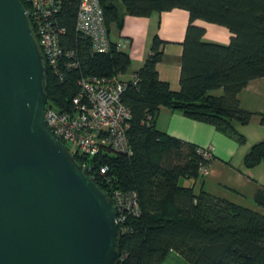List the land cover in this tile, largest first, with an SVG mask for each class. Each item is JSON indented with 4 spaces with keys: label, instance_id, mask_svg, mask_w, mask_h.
<instances>
[{
    "label": "trees",
    "instance_id": "1",
    "mask_svg": "<svg viewBox=\"0 0 264 264\" xmlns=\"http://www.w3.org/2000/svg\"><path fill=\"white\" fill-rule=\"evenodd\" d=\"M19 1L28 12L27 1ZM99 4L107 32L111 24L120 29L125 15L149 16L172 8L188 13L179 57V89L171 90L157 77L155 64L161 60L164 42L156 35L133 74L135 84L125 81L120 100L130 112L126 137L131 153L104 149L88 157L65 146L74 162L88 165L93 175L95 168L106 165L111 188L136 194L138 214L127 213L121 223L116 264H161L169 250L189 264H264V214L202 188L195 191L179 184V178L201 177L199 167L207 161L197 153L198 146L153 125L159 107L164 106L210 124L238 143L244 141L235 125L247 124L255 113L240 107L237 93L248 81L264 76V0H99ZM77 5L78 0H60L55 16L64 28L60 45L75 49L79 58V68L65 73L62 81L45 67V104L56 109L68 106L80 75H118L129 66L127 53L116 42L110 41L105 53H90L88 40L74 30ZM196 19L224 26L229 41H204L203 28L192 24ZM28 24L36 42L29 19ZM216 89L222 91L218 96L210 93ZM256 114L264 126V113ZM259 163L264 166V139L253 143L243 156L245 167ZM93 178L110 198L108 185ZM254 201L264 208V186Z\"/></svg>",
    "mask_w": 264,
    "mask_h": 264
},
{
    "label": "water",
    "instance_id": "2",
    "mask_svg": "<svg viewBox=\"0 0 264 264\" xmlns=\"http://www.w3.org/2000/svg\"><path fill=\"white\" fill-rule=\"evenodd\" d=\"M45 67L19 0H0V264H116V207L46 127Z\"/></svg>",
    "mask_w": 264,
    "mask_h": 264
},
{
    "label": "crops",
    "instance_id": "3",
    "mask_svg": "<svg viewBox=\"0 0 264 264\" xmlns=\"http://www.w3.org/2000/svg\"><path fill=\"white\" fill-rule=\"evenodd\" d=\"M188 24V13L181 8H172L149 16L125 15L120 29L114 25L108 28L111 42H120L119 49L129 57V66L119 79L129 80L140 68L149 52L153 35L161 41L162 57L155 64L157 77L165 81L173 91L179 89V57L181 42ZM193 25L203 28L202 39L207 42L226 44L230 33L222 25L200 19ZM221 89L212 90V95L221 94ZM241 108L253 112L247 124L235 125L237 132L244 136L238 143L234 138L217 131L212 125L189 119L179 111L160 106L153 120L154 128L169 136L187 141L195 146L211 148L212 158L208 173L196 180L184 178L183 186H192L196 191L202 188L211 195L225 198L233 203L263 213V207L256 204L254 195L264 186V166L259 163L252 167L243 165V156L249 147L264 139V126L258 123L256 113H264V76L252 79L237 93ZM264 214V213H263ZM161 264H189L177 252L169 250Z\"/></svg>",
    "mask_w": 264,
    "mask_h": 264
},
{
    "label": "built area",
    "instance_id": "4",
    "mask_svg": "<svg viewBox=\"0 0 264 264\" xmlns=\"http://www.w3.org/2000/svg\"><path fill=\"white\" fill-rule=\"evenodd\" d=\"M26 1L29 5L26 15L37 37L36 44L42 63L62 81L65 73L79 68V58L75 49H63L59 43L60 35L64 32V28L55 20L60 0ZM74 30L88 40L91 54L109 50L110 40L99 0H78ZM120 46L121 43L116 42V47ZM130 79L134 85L135 76L132 75ZM125 81L119 79L118 75H80L76 79V92L67 107L56 109L44 104L43 120L46 127L64 146L80 155L94 156L104 149L129 155L131 149L126 130L129 127L130 112L120 100ZM196 151L207 161L198 170L204 176L208 173V162L212 158L211 148L198 146ZM85 166L91 174L90 167ZM91 175L97 177L101 183L108 185L111 182V176L107 174L104 164L95 168L94 175ZM108 188L110 199L116 207V219L121 231L125 215L138 214L136 194L134 191L124 192L111 188L110 185Z\"/></svg>",
    "mask_w": 264,
    "mask_h": 264
},
{
    "label": "rangeland",
    "instance_id": "5",
    "mask_svg": "<svg viewBox=\"0 0 264 264\" xmlns=\"http://www.w3.org/2000/svg\"><path fill=\"white\" fill-rule=\"evenodd\" d=\"M68 148L70 149V147H68ZM183 179H184V178H179V181H178L179 184L183 181ZM262 211H263V213H264V209H263Z\"/></svg>",
    "mask_w": 264,
    "mask_h": 264
}]
</instances>
